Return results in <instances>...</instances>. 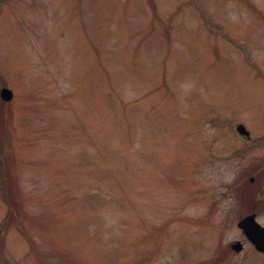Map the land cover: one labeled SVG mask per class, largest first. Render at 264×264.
<instances>
[{"label":"rangeland","instance_id":"obj_1","mask_svg":"<svg viewBox=\"0 0 264 264\" xmlns=\"http://www.w3.org/2000/svg\"><path fill=\"white\" fill-rule=\"evenodd\" d=\"M2 87L0 264H264V0H0Z\"/></svg>","mask_w":264,"mask_h":264},{"label":"water","instance_id":"obj_2","mask_svg":"<svg viewBox=\"0 0 264 264\" xmlns=\"http://www.w3.org/2000/svg\"><path fill=\"white\" fill-rule=\"evenodd\" d=\"M13 92L7 87L0 89V98L4 101H8L12 98ZM237 130L239 132H247L242 125H238ZM237 226L242 230L245 238L254 246V248L264 254V225L258 223L255 219V213L244 215L237 221ZM242 243L235 241L231 244L234 250H241Z\"/></svg>","mask_w":264,"mask_h":264},{"label":"flooded vegetation","instance_id":"obj_3","mask_svg":"<svg viewBox=\"0 0 264 264\" xmlns=\"http://www.w3.org/2000/svg\"><path fill=\"white\" fill-rule=\"evenodd\" d=\"M236 129H237V126H236ZM242 137H247L248 136V133L246 132H243V133H240ZM250 180L252 181L253 180V177L250 178ZM243 189H244V185H242ZM244 195V192L242 193Z\"/></svg>","mask_w":264,"mask_h":264},{"label":"trees","instance_id":"obj_4","mask_svg":"<svg viewBox=\"0 0 264 264\" xmlns=\"http://www.w3.org/2000/svg\"><path fill=\"white\" fill-rule=\"evenodd\" d=\"M253 198H254L253 194L250 193V203H251V202H254V201H253ZM248 199H249V198H248ZM247 202H248V200H247Z\"/></svg>","mask_w":264,"mask_h":264}]
</instances>
